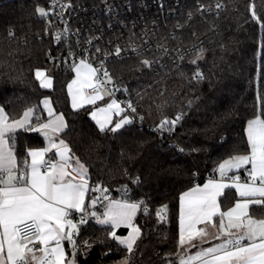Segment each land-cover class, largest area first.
<instances>
[{
    "label": "trees",
    "instance_id": "16d2710c",
    "mask_svg": "<svg viewBox=\"0 0 264 264\" xmlns=\"http://www.w3.org/2000/svg\"><path fill=\"white\" fill-rule=\"evenodd\" d=\"M71 1L87 21L103 4L131 10L141 26H155L151 35L160 47L180 52L182 65L166 58L163 49L106 63L117 97L133 105L135 112L129 114L135 120L116 132L101 131L87 106H71L68 85L74 65L50 62L61 47L38 13L45 1L0 0V106L9 118L33 107L38 124L47 118L41 101L49 98L65 119L60 137L87 168V201L96 200L101 214L99 204L109 189L113 198L141 205L134 220L140 234L131 252L112 238L110 226L91 217L80 223L78 264L121 259L126 264H178L181 193L214 177L224 160L248 153L246 126L264 118V0ZM215 3L217 11L202 9ZM37 70L52 78L50 89L40 86ZM179 112L172 147L164 143L165 136L140 125L173 121ZM11 143L18 162L28 161V150L44 145L38 132L24 130L15 132ZM245 171L238 172L244 176ZM236 199L233 190L224 191L221 210ZM250 214L264 216V207L254 205ZM114 231L125 234L126 228Z\"/></svg>",
    "mask_w": 264,
    "mask_h": 264
},
{
    "label": "snow or ice",
    "instance_id": "6c2138e0",
    "mask_svg": "<svg viewBox=\"0 0 264 264\" xmlns=\"http://www.w3.org/2000/svg\"><path fill=\"white\" fill-rule=\"evenodd\" d=\"M39 12L41 16L47 15L44 9H39ZM55 39L60 42L63 36L57 33ZM120 53L121 49L117 47L115 54L119 56ZM143 63L148 65L149 61L145 60ZM74 70L77 79L73 80L72 84H78L79 87L73 93L72 85H69V94L75 109L85 103L82 88L97 90L93 77L98 70L85 60H81ZM100 71L105 79L100 80L97 77L98 83H111L109 72L103 69V66ZM35 76L42 88L51 86V79L46 77L43 71L37 70ZM199 76L197 73V78ZM102 98V95L92 96L87 98L86 102L94 103L96 99ZM43 104L51 117L53 112L49 107L50 101L45 99ZM113 108H116L117 112L123 111L113 101L107 108L92 113V118L96 120L101 131L111 122L107 113ZM128 108L135 112L131 103ZM36 111L35 108L29 107L23 112L21 119L9 122L8 115L0 108V264H74L66 255L62 242L67 240L75 248L78 225L71 218L74 212L81 213V224L87 223V168L78 159V167L73 166L71 157L68 156V146L63 140H60L59 144L54 143L49 135V132L58 133L66 127L63 116H56L47 123L34 124V118L39 120L35 115ZM98 113L104 114L102 120L98 119ZM181 118L177 116L173 121L165 120L161 128L167 124L174 125ZM131 122L130 118H124L110 131L116 132ZM17 129L42 132L49 142L47 148L28 150L30 164L27 160L18 162L11 143ZM246 134L249 152L226 160L219 165L218 171L223 179L233 169L239 170L250 165V170L246 169L250 177L249 182L239 183V176L232 177L231 184L209 180L203 187H194L180 197L181 246L187 242L195 247L192 241L197 237L203 241L208 233L206 229L197 230L196 225L212 221L217 214L220 216L218 230L229 238L215 247L204 249L196 256L181 260V264H194L196 261H200V264H264V219L249 216L250 205L264 204V118L250 120ZM52 148L56 149V155L60 157L56 163L44 159L45 154ZM69 167L72 168L71 173L66 171ZM42 168L46 170L42 172ZM68 176H71V179H65ZM77 177L79 183L75 182ZM227 187H235L241 197L251 199L237 202L234 207L221 212L217 198L224 194L223 190ZM95 204L96 200H92L91 206L94 207ZM140 207L139 203L114 201L109 204L104 219L98 220L101 224L110 225L111 229L121 226L131 229L127 238L119 237L114 230L110 232L112 238L124 245L129 252L132 251L140 233V229L133 224V218ZM165 209L158 211L157 215L160 216ZM91 215L95 216V213ZM225 217L227 225L224 223ZM232 229H236L239 234L234 236ZM215 238L219 239V236ZM36 244L41 247L36 248Z\"/></svg>",
    "mask_w": 264,
    "mask_h": 264
},
{
    "label": "built area",
    "instance_id": "2783aa9c",
    "mask_svg": "<svg viewBox=\"0 0 264 264\" xmlns=\"http://www.w3.org/2000/svg\"><path fill=\"white\" fill-rule=\"evenodd\" d=\"M44 1L46 3L44 9L47 12L44 20L49 25L47 34H49L55 45L61 47V50L50 56V62H65L75 65L79 61L85 60L98 70L93 81L94 84H97L96 91L107 90L111 96L121 102L128 113L132 111L128 108V103L117 97L119 93L117 87L108 82L98 83L97 77L100 80L105 79L102 71H100L102 66L103 69H106V63L112 60L138 56L149 49H163L161 53L165 54L166 58L182 65V55L179 51H171L168 48L164 50V47H160L159 43L154 40L151 34L154 32L155 26L152 23L149 26L143 24L141 26L139 21L132 17V11H127V8H121L119 5L103 4L99 12L96 11L89 16L87 21L85 19L87 18L86 15L80 16L71 0ZM219 6V3H215L213 6H206L202 9L212 12L217 11ZM159 7L161 10L165 9L162 3H159ZM144 18L148 19L150 16L146 14ZM57 33L63 36L60 42L55 39ZM117 47L121 49L119 56L115 54ZM88 91L89 93L96 92L92 88H88ZM181 115L182 113L179 112L177 116ZM132 119L135 120L134 117ZM163 122L140 125L165 136L164 143L172 147L175 144L173 139L177 123L174 125L167 124L161 128ZM120 194H123V192L120 191ZM103 197L113 198L112 191L106 190ZM99 209L102 213L103 206L101 204H99Z\"/></svg>",
    "mask_w": 264,
    "mask_h": 264
},
{
    "label": "crops",
    "instance_id": "0c3cea01",
    "mask_svg": "<svg viewBox=\"0 0 264 264\" xmlns=\"http://www.w3.org/2000/svg\"><path fill=\"white\" fill-rule=\"evenodd\" d=\"M80 62H81V61H79L78 63H76V64L73 66V78H72L71 82L69 83V85H72V92H73V93H75V92L77 91L78 87H79L78 84H72V82H73V80H76V79H77V74H76V72H75L74 69H75L76 66H79ZM40 71H43V72L45 73L46 77L50 78L51 81H52V78L46 73L45 70H40ZM94 78H95V77H93V81H94ZM39 83H40V81H39ZM69 85H68V94H69ZM51 87H52V83H51V86H50V87H47V88H45V89H50ZM81 91H82V93H83V96L85 97V103L83 104L82 107L87 106V107L89 108V110H90V112H89V113H90V117H91V119L96 123V125L98 126L99 129H100V126L97 124L96 120L92 118V113H93V112H98V109H101V108H107L108 105H109L110 103H112L113 101H115V102L120 106V108L123 109V111L117 112V109H116V108H113L112 110H110V111L107 113V115H108V117L110 118V121H111V122H110L108 125H106L105 129L114 127L116 123L121 122V120L124 119V118H130L131 121L133 120V119H132V116H131V115L126 111V109L121 105V102H120L117 98L111 96L110 93H109L107 90H104V89H103V90H100V91H96V92H94V93H89V91H88V87H84V88L81 89ZM101 95L103 96V98H102V99H96L94 103H87V102H86V101H87V98H90V97H92V96H101ZM69 98H70V103H71V106H72V96H71L70 94H69ZM45 99L49 100V98H44V99L41 101V108H42V110L45 112V114L47 115V118H46L45 120H43L42 122H40V123H47L50 119H51V120H54L56 116H61L60 113L55 112V110H54V108H53V106H52V104H51V102H50L49 107L52 109L53 115H52L51 117H49V115H48V111L45 109V106H44V104H43V101H44ZM49 101H50V100H49ZM78 105H79V101H78ZM0 108H2V107L0 106ZM28 108H29V107H28ZM28 108H26V109H28ZM32 108H33V107H32ZM72 108H73V106H72ZM79 108H81V106H78V107L75 108V109H79ZM26 109H25V110H26ZM73 109H74V108H73ZM25 110H23V111H22L19 115H17L16 117H14V118H9V122H11L12 120L21 119V118H22V115H23V112H24ZM5 113H6V112H5ZM103 115H104V114H99V113H98V119H101V120H102V119H103ZM63 118H64V117H63ZM256 118H257V117H256ZM254 119H255V118H254ZM64 122H65V119H64ZM38 124H39V123H38ZM65 124H66V123H65ZM124 126H125V125H124ZM64 129H65V127H64L60 132H58V133L49 132V135H50V137H51V139H52V141H53L54 143L59 144V141H60V140H63V139L60 137V134L64 131ZM246 129H247V126H246ZM20 130H23V129H17L16 132H17V131H20ZM34 132H38V131H34ZM38 133L42 136L43 141H44V145H43V147H41V148H34V149H32V150H39V149H44V148L49 147V142H48V140L45 139L43 133H42V132H38ZM246 136H247V134H246ZM63 141H64V140H63ZM64 143H65V141H64ZM65 144H66V143H65ZM66 145H67V144H66ZM67 146H68V145H67ZM68 148H69V147H68ZM68 156L71 157V164H72L73 166H75V167H78V165L76 164V160H77V159L71 154V152L68 153ZM44 159H45V161H51L52 163H56V162H58V161L60 160V157H59L58 155H56V149H55V148H52L50 151H48V152L45 154ZM229 159H230V158H229ZM226 160H228V159H226ZM226 160H224L222 163H224ZM28 163H29V164L31 163V157H28ZM80 163H81V162H80ZM222 163H221V164H222ZM250 167H251L250 165L245 166V168H246L247 170H250ZM218 168H219V166H218ZM218 168H217L216 175H215L214 177H208V178H206V179L204 180V182H203L202 184L194 185V186L188 188L187 190H185V191H183V192L181 193L180 197H181L185 192L190 191V190H191L192 188H194V187H203V185H204L205 183H207L209 180H215V181H218V182H223V183H226V184H231V183L233 182L231 178L234 177V176H239V183H247V182L250 181V177L248 176V171H247V170L245 171L244 176L240 175L239 172H238V171H240L241 169H245V168H241V169H239V170H235V169H233L232 171L228 172V173L226 174V176H225L223 179H222L221 176H220V173H219V171H218ZM41 171L43 172L44 169L42 168ZM66 171H68L69 173H71V172H72V168H71V167L66 168ZM73 175H74V173H73ZM65 179H71V176H68V177H66ZM87 180H88V188H89L88 172H87ZM75 182H77V183L80 182L79 177H77V179H76ZM257 183H258V182H257ZM229 189H230V190H233V191L235 192V195L237 196V199H236V200H235V201H234V202H233L228 208H226V209H224V210H221L220 203H219V199H220V197H221L222 195L219 196V197L217 198V202H218V204H219V208H220V211H221V212L227 211V210H229L230 208L234 207L235 204H236L237 202H243V201H245V200H247V199H251V198H247V197H241V196L239 195V193L237 192V190H236L235 187H227V188H225V189L223 190V193H224V191L229 190ZM87 194H88V192H87L86 195H85V206H86V204H87V203H86V201H87ZM180 197H179V248H180V251H179V254H178V264H181V260H187L188 257H190V256H196L199 252L203 251L204 249H207V248H209V247H215L216 245H218V244L224 242L225 240H227V239L229 238V236L224 235V234H222V233L219 232L218 229H219V220H220V216H219V214H217L216 216H214V217L212 218V221H210V222H205V223H200V224H197V225H196L197 230H200V229H206V231H207V233H208V235H207L206 237L203 238V241H202L199 237H197L196 239H194V240L192 241V244H195V245H196L195 247H192V246H191L190 244H188L187 242H186L183 246H181V244H180ZM114 201H127V202H129V203H136V202H131V201L124 200V199H121V198H110V199H109V198L103 197V199H102V201H101V204H102V206H103V212H102L101 214H99V213L95 210L97 203L95 204L94 207H92V206H91V202H92V200H89V201H87V202H88V205H89V206H88L89 208L86 207V211H87V213H88L87 218H90V217H91V218L94 219V221H95L96 223L101 224V223L98 222V220L104 219V213L107 211L109 204H110L111 202H114ZM252 206H254V205H250V208H251ZM257 206H263V207H264V204H262V205H257ZM250 208H249V216H251L252 218H255V219H264V216H261V217H259V218L252 216V215L250 214ZM138 212H139V209L137 210L135 217L137 216ZM91 213H95V216H92ZM80 216H81V213L74 212L73 215H72V217H71V218L73 219V222L76 223L77 225L80 224ZM135 217L133 218V224H134V225H135V223H134ZM224 223H225V225H227V218H226V217L224 218ZM101 225H106V224H101ZM108 226H110V225H108ZM135 226H136V225H135ZM110 227H111V226H110ZM136 227H137V226H136ZM119 228H126V233H125V234H117V235H118L119 237H121V238H127V237L129 236L130 232H131V229H130V228H127V227H124V226H121V227H119ZM119 228H116V229H113V230H117V229H119ZM231 232H232V234H233L234 236L239 234V233L237 232L236 229H232ZM139 234H140V233H139ZM217 236H219V239H216V238H215V237H217ZM138 237H139V235H138ZM137 239H138V238H137ZM137 239H136V240H137ZM117 242H118V241H117ZM135 242H136V241H135ZM62 243H63V246L65 247V252H66V255L68 256V258H69L70 260H73V261H74V264H78V263H77V260H76L77 247L75 246V248H73V245L70 244V243H68L67 240L63 241ZM245 243H247V242L245 241ZM134 244H135V243H134ZM134 244H133V246H134ZM120 245H121V244H120ZM30 246H31V245H30ZM122 246L125 247L124 245H122ZM35 247H36V248H40L41 245L36 244ZM125 248H126V247H125ZM36 254H37V255H40V253H36ZM122 260H124V263H121ZM126 262H127L126 259H121V260H118V261H116V262H114V263H110V264H126ZM194 264H200V261H196V262H194Z\"/></svg>",
    "mask_w": 264,
    "mask_h": 264
},
{
    "label": "rangeland",
    "instance_id": "374dc122",
    "mask_svg": "<svg viewBox=\"0 0 264 264\" xmlns=\"http://www.w3.org/2000/svg\"><path fill=\"white\" fill-rule=\"evenodd\" d=\"M39 9H44V8H43V7H40ZM39 9H38V13H39V15H41L40 12H39ZM44 10H45V9H44ZM121 263H124V260H122Z\"/></svg>",
    "mask_w": 264,
    "mask_h": 264
}]
</instances>
